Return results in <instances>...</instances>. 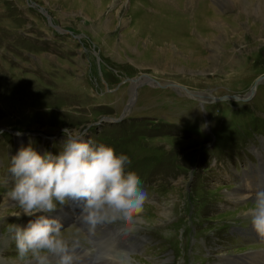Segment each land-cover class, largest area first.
I'll return each instance as SVG.
<instances>
[{
    "label": "rangeland",
    "instance_id": "1",
    "mask_svg": "<svg viewBox=\"0 0 264 264\" xmlns=\"http://www.w3.org/2000/svg\"><path fill=\"white\" fill-rule=\"evenodd\" d=\"M234 4L0 0V158H12L15 143L16 155L24 144L58 155L65 128L128 156L125 171L136 173L147 197L143 222L117 220L107 231L128 229L141 238L138 250L128 251L140 263L217 264L225 256L226 264H240L237 258L264 252V243L247 233L260 191L255 183L264 178V79L255 87L264 77V8ZM143 76L169 87L135 90L137 83L127 82ZM172 85L203 97H187ZM208 142L216 145L203 155L193 199L186 201L192 150ZM244 179L254 187L243 189L247 198L231 201ZM8 192L0 189V198ZM3 200L0 264H38L31 253L21 258L16 245L17 229L36 217ZM61 237L71 253L89 244L74 225ZM111 246L101 248L115 253ZM114 261L121 264L107 255L105 264Z\"/></svg>",
    "mask_w": 264,
    "mask_h": 264
},
{
    "label": "clouds",
    "instance_id": "2",
    "mask_svg": "<svg viewBox=\"0 0 264 264\" xmlns=\"http://www.w3.org/2000/svg\"><path fill=\"white\" fill-rule=\"evenodd\" d=\"M58 155L40 154L34 147H22L11 158L9 172L15 184L8 196L19 204L29 220L17 229L16 245L21 258L32 254L38 264H48V255L59 257L58 264H72L73 255L61 237V224L43 213H53L66 199L84 200V219L95 225L123 220L131 225L143 222L146 194L135 172H126L128 156L117 155L113 147H94L84 135L68 128ZM23 136V132L18 133ZM254 230L264 236V191L256 193L250 211Z\"/></svg>",
    "mask_w": 264,
    "mask_h": 264
},
{
    "label": "bare ground",
    "instance_id": "3",
    "mask_svg": "<svg viewBox=\"0 0 264 264\" xmlns=\"http://www.w3.org/2000/svg\"><path fill=\"white\" fill-rule=\"evenodd\" d=\"M92 1V4H94L95 6L98 5V0H91ZM160 2L162 1L163 4L165 3H170L171 0H159ZM190 1V0H189ZM233 1V0H232ZM235 1V4L234 5H237L239 8H242V7H245L247 9H252L253 8H259V9H263L264 8V0H234ZM227 3V2H226ZM233 3V2H231ZM227 6V5H226ZM258 9V10H259ZM260 12V11H258ZM131 82L133 83H137V86L135 87V90L139 87L140 83L138 82V80H131ZM257 85H255L256 87ZM175 87V86H173ZM135 96V93L134 95ZM264 169V168H263ZM248 172L245 174V176L247 177L248 176ZM251 177V176H249ZM249 181V179H247ZM247 182V181H246ZM245 182V188H243L245 191L249 188L248 186H251V187H254L253 184H246ZM248 185V186H247ZM243 190H235L232 194H230V200L231 201H236V200H242V199H245L247 198L246 196H243ZM252 196V195H251ZM2 201H4L3 199L5 200H11L10 202H14L11 198H9V196L6 194V196H1ZM7 200V201H8ZM1 202V201H0ZM85 201H83L81 204L82 206H84V203ZM12 204V203H11ZM67 210V209H66ZM79 211H81L80 209H78ZM252 209H250L251 211ZM83 211V210H82ZM81 211V212H82ZM248 211V212H250ZM19 212H23V210L21 208L18 209V213ZM67 211H64L62 214L60 215H65L66 218H67V215L68 213H65ZM83 214V218L82 220H84V216L86 215L85 213H82ZM60 217V216H59ZM58 217V218H59ZM57 218V219H58ZM64 221V219L62 218H59V222L60 221ZM254 229V228H253ZM111 233V236L113 237V239L115 240L114 236H117V237H121V236H125L124 237V241L125 240H128L129 241V244H126L128 245V247L131 248V251L134 250L137 246H141V245H138V239L137 237L132 234V233H123V232H110ZM115 234V235H114ZM109 234L108 233H104V242L101 243V246L105 245V244H109V245H112L111 247L115 250V244L112 243V241H110L109 239L107 240ZM103 237H102V241H103ZM100 242V241H99ZM126 243V242H125ZM141 244V243H140ZM78 249V248H77ZM72 251V249H71ZM254 252H259V250H254ZM262 252V251H260ZM71 253V252H70ZM73 255L74 258H86L87 257V253L83 252L81 249H78V251L76 252H72L71 253ZM107 255L111 258H113L115 260V258L121 262V264H143V263H140L138 260H134V258H131L129 256V252H128V249L126 247H124V250H115V253H108V252H105L103 249L101 251V254H100V259L102 261V264H105L107 262ZM55 256V255H54ZM56 258H59L57 256H55ZM225 256L222 258V260H220L217 264H226V261H225ZM236 261H238L240 264H264V252L262 253H256V254H247V255H243L242 257H240V259H236ZM3 262V261H2ZM111 264H116V262L114 261L113 263Z\"/></svg>",
    "mask_w": 264,
    "mask_h": 264
},
{
    "label": "water",
    "instance_id": "4",
    "mask_svg": "<svg viewBox=\"0 0 264 264\" xmlns=\"http://www.w3.org/2000/svg\"><path fill=\"white\" fill-rule=\"evenodd\" d=\"M142 79H145L146 82H145V85H150V86H154L153 84H156L157 87H160V88H168L169 86L168 85H161L160 83H156V81H154L153 79H151L150 77L148 76H144L143 78H137V79H130V80H138V82H141ZM264 79V77H262V79H258L256 81V85L262 81ZM172 86H175L177 88H180L182 89L183 91H185L187 93V95L191 96V97H196L197 94H195L194 92L188 90L187 88L185 87H182V86H179V85H172ZM244 101H246V99H244Z\"/></svg>",
    "mask_w": 264,
    "mask_h": 264
},
{
    "label": "flooded vegetation",
    "instance_id": "5",
    "mask_svg": "<svg viewBox=\"0 0 264 264\" xmlns=\"http://www.w3.org/2000/svg\"><path fill=\"white\" fill-rule=\"evenodd\" d=\"M42 137H46V136H42ZM48 138V137H47Z\"/></svg>",
    "mask_w": 264,
    "mask_h": 264
}]
</instances>
